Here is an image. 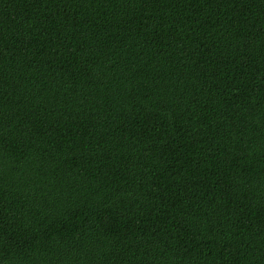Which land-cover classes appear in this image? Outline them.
Returning a JSON list of instances; mask_svg holds the SVG:
<instances>
[{"label":"trees","instance_id":"obj_1","mask_svg":"<svg viewBox=\"0 0 264 264\" xmlns=\"http://www.w3.org/2000/svg\"><path fill=\"white\" fill-rule=\"evenodd\" d=\"M0 264H264V0H0Z\"/></svg>","mask_w":264,"mask_h":264}]
</instances>
